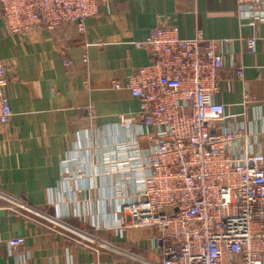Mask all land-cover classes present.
Segmentation results:
<instances>
[{"label":"crops","instance_id":"crops-1","mask_svg":"<svg viewBox=\"0 0 264 264\" xmlns=\"http://www.w3.org/2000/svg\"><path fill=\"white\" fill-rule=\"evenodd\" d=\"M85 22L84 34L73 24L24 36L8 34L0 19L12 110L10 124L0 128V264L160 262L152 229L118 230L106 182L65 181L66 168L70 175L88 169L84 153L92 130L139 113L125 79L149 62L135 43L158 24L176 26L184 39L201 34L232 41L224 47L216 99L225 104L227 120L245 125L252 149L264 153V25L253 29L235 0H107ZM251 35L257 40L249 53L244 41ZM235 66L243 68L241 80ZM90 184L93 189L85 188ZM16 236L23 246L9 249Z\"/></svg>","mask_w":264,"mask_h":264},{"label":"built area","instance_id":"built-area-1","mask_svg":"<svg viewBox=\"0 0 264 264\" xmlns=\"http://www.w3.org/2000/svg\"><path fill=\"white\" fill-rule=\"evenodd\" d=\"M106 1L0 0V19L11 35L73 24L84 34L85 21ZM235 2L253 29L264 25V0ZM256 40L245 39L249 53ZM231 43L201 34L184 39L176 26H154L135 43L149 62L124 84L140 102L139 113L117 126L91 129L88 169L77 166L74 175L65 169L66 182L99 177L107 183L105 199L115 207L118 230L154 231L160 262L148 264H264V153L252 149L245 125L227 120L225 104L216 99L224 47ZM233 68L241 80L243 68ZM6 79L0 57V128L12 117ZM23 244L21 236L7 241L9 249Z\"/></svg>","mask_w":264,"mask_h":264}]
</instances>
